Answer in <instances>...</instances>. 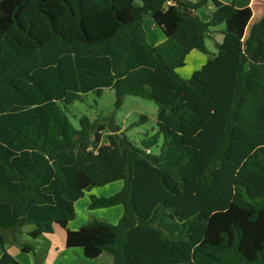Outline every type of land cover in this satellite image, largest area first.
<instances>
[{"label":"trees","instance_id":"16d2710c","mask_svg":"<svg viewBox=\"0 0 264 264\" xmlns=\"http://www.w3.org/2000/svg\"><path fill=\"white\" fill-rule=\"evenodd\" d=\"M140 2L54 0L62 12L53 16L44 0H0V264H21L3 230L34 226L37 239L55 225L91 260L108 252L114 264H264V16L247 35L251 0ZM210 2L204 22L196 12ZM104 10L119 28L92 38L84 23ZM149 15L165 36L157 46L147 41ZM220 25L218 52L181 78L176 70L194 49L207 51ZM106 89L118 109L128 95L154 101L159 132L138 147L114 116L106 125L82 117L76 128L66 108ZM115 182L122 190L92 196L90 208L123 206L119 224L68 229L76 202Z\"/></svg>","mask_w":264,"mask_h":264},{"label":"rangeland","instance_id":"374dc122","mask_svg":"<svg viewBox=\"0 0 264 264\" xmlns=\"http://www.w3.org/2000/svg\"><path fill=\"white\" fill-rule=\"evenodd\" d=\"M199 1V0H197ZM140 5V0H136ZM54 0H44L43 9L53 16H57V10H60V5H53ZM264 0H255L254 10L255 15L252 20L254 24L262 13V4ZM54 7V8H52ZM197 15L202 21H211L214 13V5L210 2L206 7L197 10ZM154 21L151 15L145 19V32L147 36L148 43L152 45H159L162 43V38L164 34L162 31L154 26ZM90 25V27L88 26ZM116 20L110 15L109 10H104L102 14L91 17L84 23V29L88 35L92 38H101L106 35H111L115 33ZM224 25L218 26L216 29H212V33L206 39V52L200 51L198 49L193 50L186 59V65L182 68H178L176 71L178 75L183 79H190L193 74L200 70L201 67L210 58L218 52L216 48V43H221L223 41ZM249 30L247 31V33ZM62 107H64L62 105ZM67 115L76 128H80V119L82 117H88L90 120H101V124L106 125L107 122L103 120L114 116L115 123L120 126L121 131L126 135V137L133 142L136 146L141 147L142 142L148 136L156 135L159 132L158 128V106L154 101L142 99L133 95H128L124 99L123 106L121 108H116V94L113 89H106L103 94L99 96L95 92H90L88 94L82 95L81 99L74 102L72 105L66 108ZM143 117L147 118V121L143 120ZM109 131L106 130L101 133V143H108ZM164 138L161 137V142L158 147L151 149V153L159 154L160 148L163 144ZM123 183V182H122ZM121 183V184H122ZM98 190L97 194L106 195L110 193V189L107 186L94 187ZM93 188V189H94ZM89 202V195L83 199L78 204L77 219L75 225H81L85 221L86 215L88 213V208L85 204ZM26 231L34 228L33 226H26ZM22 230V229H20ZM17 236L16 229H5L2 231L4 237L5 249H11L12 247L20 246L22 244H29L36 246V242L33 238L28 235ZM25 232V231H24ZM59 234V233H58ZM3 253V248L0 243V256ZM32 262H37L43 260V252L39 251L38 256L34 253L28 254Z\"/></svg>","mask_w":264,"mask_h":264},{"label":"crops","instance_id":"0c3cea01","mask_svg":"<svg viewBox=\"0 0 264 264\" xmlns=\"http://www.w3.org/2000/svg\"><path fill=\"white\" fill-rule=\"evenodd\" d=\"M197 1V0H193ZM224 4H230L232 0H220ZM254 5H255V0H251V7L253 9V18L255 15V10H254ZM262 8H264V3L261 5ZM215 11V9H214ZM57 16H59L62 12V9L56 11ZM100 15L102 13H97L94 16ZM92 16V17H94ZM264 16V10H262V13L260 15V18L255 22L257 23L260 21ZM252 18V20H253ZM252 20L250 22V25L248 26L247 31L251 28ZM205 22H209L206 20ZM254 23V24H255ZM155 26V24H154ZM156 27V26H155ZM118 24L116 23L115 30H118ZM249 33V32H248ZM248 33H246L248 35ZM165 41V36L162 38V42ZM195 50V49H194ZM190 55V54H189ZM188 55V56H189ZM187 56V57H188ZM207 63V61H206ZM202 68V67H201ZM122 182H115L106 185L110 189V193L106 195H100L97 194L98 190L96 188H92L91 190L87 191L81 199H79L76 204H75V210H76V219H77V206L78 204L89 195V202L85 204V207L88 208V213L90 212L91 214L86 215L85 221L81 223V225H75V221H71L68 225V229L72 231L79 230L83 225L97 219L100 221H105L107 223H110L112 225H117L121 221L123 215H124V208L121 205L114 206L111 208H97V209H91L90 204H91V197L92 196H97V197H110L118 192H120L123 188V183ZM34 227V226H33ZM27 227L22 228V230H16V237L20 236L21 232L23 237L24 235H28L29 233L34 229H30L26 231ZM25 231V232H24ZM59 233V234H58ZM30 237V236H29ZM36 242L35 248V255L38 256L39 251H42L44 256L43 260L37 261V262H32L28 256L30 253H25L22 250V245L12 247L11 249H8L7 251L21 264H114V256L108 252H103L102 255L97 258V259H88L85 256L84 250L80 247H73V248H68L67 247V232L65 229L62 227L55 225L54 226V233L52 234H46L43 235L40 238L34 239Z\"/></svg>","mask_w":264,"mask_h":264}]
</instances>
